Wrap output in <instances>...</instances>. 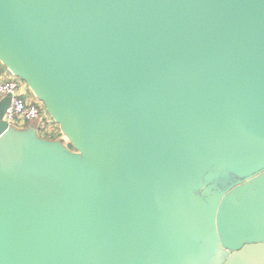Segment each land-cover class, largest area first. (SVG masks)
Segmentation results:
<instances>
[{
    "label": "water",
    "instance_id": "water-1",
    "mask_svg": "<svg viewBox=\"0 0 264 264\" xmlns=\"http://www.w3.org/2000/svg\"><path fill=\"white\" fill-rule=\"evenodd\" d=\"M0 64V264H264V0H0Z\"/></svg>",
    "mask_w": 264,
    "mask_h": 264
},
{
    "label": "built area",
    "instance_id": "built-area-1",
    "mask_svg": "<svg viewBox=\"0 0 264 264\" xmlns=\"http://www.w3.org/2000/svg\"><path fill=\"white\" fill-rule=\"evenodd\" d=\"M10 94V103L5 109L3 119L8 126H23L37 121L39 133L47 134L52 131L50 125L51 119L48 120L42 104L39 101L31 100L25 97L20 90L19 83L12 76L0 78V97Z\"/></svg>",
    "mask_w": 264,
    "mask_h": 264
},
{
    "label": "rangeland",
    "instance_id": "rangeland-1",
    "mask_svg": "<svg viewBox=\"0 0 264 264\" xmlns=\"http://www.w3.org/2000/svg\"><path fill=\"white\" fill-rule=\"evenodd\" d=\"M0 67L2 68V70L6 71L7 76H12L13 78L16 79V81L19 83L20 86V90L24 93L25 97L30 98L31 100L36 101L37 99L33 96V94L31 93V91L28 89V87L25 85V83L21 80H19L18 78L14 77L13 75H11V73L6 69L5 66L0 65ZM38 101V100H37ZM48 118V120H50L51 118L47 115L46 116ZM37 121H35L36 123ZM53 121L51 120V123ZM24 126V125H23ZM44 138H51V139H60L62 136L60 134L59 128L56 124H54L52 126V131L48 132L47 134H43Z\"/></svg>",
    "mask_w": 264,
    "mask_h": 264
},
{
    "label": "crops",
    "instance_id": "crops-1",
    "mask_svg": "<svg viewBox=\"0 0 264 264\" xmlns=\"http://www.w3.org/2000/svg\"><path fill=\"white\" fill-rule=\"evenodd\" d=\"M1 65V64H0ZM7 72L2 70V68L0 67V78H5L7 77ZM27 124H25L24 126H26ZM54 125V123L52 122V125H50L51 129H52V126ZM41 134V133H40Z\"/></svg>",
    "mask_w": 264,
    "mask_h": 264
}]
</instances>
